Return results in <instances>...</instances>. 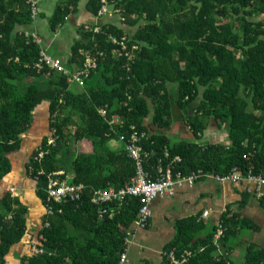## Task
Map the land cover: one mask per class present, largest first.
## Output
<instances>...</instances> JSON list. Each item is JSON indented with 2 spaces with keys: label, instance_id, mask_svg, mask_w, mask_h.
<instances>
[{
  "label": "trees",
  "instance_id": "16d2710c",
  "mask_svg": "<svg viewBox=\"0 0 264 264\" xmlns=\"http://www.w3.org/2000/svg\"><path fill=\"white\" fill-rule=\"evenodd\" d=\"M105 4L136 32L130 34L123 23L80 24L67 64L45 48L40 29L34 31L40 17L48 18L52 34L81 14L104 18L112 12L99 15ZM261 16L264 0H59L50 17L39 5L35 16L30 0H0V264L16 262L12 255L19 247L24 249L20 264H120L141 203L128 198L97 205L93 199L97 190H120L135 175L127 150L133 133L149 136L141 144L151 152L150 172L168 150L171 159L181 157L174 173L182 176L202 170L227 177L234 169L264 174V19L249 20ZM42 52L65 71L41 62ZM89 59L96 68L82 85L71 83ZM170 84L177 85L173 91ZM44 104L47 132L29 158L18 161ZM176 107L190 113L186 124L195 140L213 121L217 129H227L229 142L174 144L165 132L154 133L153 126L171 129ZM113 142L119 147L112 148ZM51 179L84 186L82 199L53 203L56 212L50 215ZM28 181L35 187L22 195L14 188L5 191L8 184ZM27 196L44 208L34 230ZM199 219L179 221L177 238L164 253L192 251L191 264H234L235 245L254 225L225 214L219 255L218 227ZM164 260L169 264L165 255ZM243 264H264V250L248 246Z\"/></svg>",
  "mask_w": 264,
  "mask_h": 264
},
{
  "label": "crops",
  "instance_id": "0c3cea01",
  "mask_svg": "<svg viewBox=\"0 0 264 264\" xmlns=\"http://www.w3.org/2000/svg\"><path fill=\"white\" fill-rule=\"evenodd\" d=\"M39 1L41 6L42 0ZM54 11H51L48 17L52 16ZM117 15H113L111 12V15L98 19L90 14L84 16L81 14V17L79 16L78 19L73 17L69 20L68 24L64 27L65 34L64 32L61 34H52L49 25H46V21L44 19L41 20L40 17L41 21L38 20L34 31L37 28L38 30L40 29L45 37V48L55 58L67 64L71 56L69 48L74 40L78 38L77 34L74 33L76 31L75 28L84 23L104 25L111 22L121 26L119 20L118 23L114 19ZM189 114L180 112V115L174 116V123L170 130L164 131L153 126V132H165L174 144L184 140L194 141L195 139L190 133V127L186 124ZM36 121H38L37 116ZM151 123L150 121L148 124L150 125ZM34 129L35 132L32 133L33 138L41 140V137L47 132V121L42 125L41 129L40 126ZM208 129L207 127L203 137H201L202 139L195 140V142L204 144L207 141L206 144L223 145L229 142L226 131L224 134L218 135L215 131L209 132ZM37 131L41 133L40 137H37ZM16 179L17 181L19 180L18 178ZM21 184V182L18 184H8L5 186V191L11 188L18 189L16 192L17 196V194L22 195L25 188L32 189L35 187V183L31 181L25 182L23 185ZM249 189L252 192H249ZM262 191L264 193V189ZM25 203L31 207L29 214L30 228L33 229V225H35L34 229H37L44 215V208L41 206L40 200L34 199L32 196H27ZM37 207H40L39 212ZM151 208L152 219L149 227L144 230L133 228V235L130 238L128 251V264H164V252L170 248L177 238L179 221L196 217L201 220L205 212H209V217L201 221L216 225L217 227L220 225L223 226L221 218L225 214H229V217L236 215L254 225L253 228L245 231L246 234L235 245L233 253L231 254L234 264L244 263L246 250L250 245H255L264 250V199H260L252 184L250 185L245 182H220L215 177L205 178L199 180L193 186L184 185L178 187L174 195L157 199L152 203ZM22 251L24 252L22 247L15 249L12 260L16 262H12L13 264H20Z\"/></svg>",
  "mask_w": 264,
  "mask_h": 264
},
{
  "label": "built area",
  "instance_id": "2783aa9c",
  "mask_svg": "<svg viewBox=\"0 0 264 264\" xmlns=\"http://www.w3.org/2000/svg\"><path fill=\"white\" fill-rule=\"evenodd\" d=\"M107 3V0H102ZM34 15L38 12V2L31 0ZM110 8L106 4L103 6L100 16L107 15L110 13ZM112 11V10H111ZM38 44L42 41L37 36ZM124 43H122V46ZM124 48H126L124 46ZM134 50L139 51L138 45L134 46ZM41 62L46 63L52 69H58L64 72V67L61 66L60 62L51 57L47 52H42ZM96 68V63L93 59H89L83 70L77 72L71 80L78 84H83L84 80L89 76L90 70ZM103 114L104 111H103ZM116 122V119L114 120ZM135 129V127H132ZM151 138V137H150ZM142 140H149L147 133L142 132L141 134L133 133L130 137L127 150L129 151L131 159L135 162V175L130 180L124 188L116 190L115 188H110L109 190H97L94 196V203L97 205L106 203H117L124 202L128 198L139 199L141 203V208L139 211V219L135 224L137 230L146 229L150 224V219L152 218V208L151 205L157 199L174 195L178 187L184 185H195L199 180L214 177L210 174H205L202 170L192 171L188 176H182V174H175L174 167L182 162L181 157H175L171 159L168 150L165 151V157L159 159L156 165L155 171L150 172L147 169L148 159L151 157V152L147 151L142 143ZM150 141V140H149ZM51 140L50 143H53ZM43 157V154L41 155ZM62 174V173H60ZM58 174V175H60ZM220 182H230L239 183L245 182L252 184L255 187V192L259 195L260 199H264V174H254L251 170L247 175L242 174L238 169H234L233 173L227 177H216ZM84 186H71L66 182H60L57 180L50 181L49 184V204L47 206V211L50 215H54L56 210L53 203L63 204L67 201H79L82 199L84 192ZM252 192L251 189L248 190ZM13 193H16V189H12ZM101 215L108 214L107 210H102ZM209 217V212H205L201 220H206ZM49 226V224H47ZM225 229L223 226H219L218 230L214 236V245L218 248L219 255H222V245L220 241L224 238ZM127 242L130 244V238L132 234H129ZM33 251L35 253H41L42 251L33 245ZM165 259L169 264H191V259L194 255L192 251H185L184 253L178 255L176 250H171L164 253ZM129 258L127 252L122 256L120 264H128Z\"/></svg>",
  "mask_w": 264,
  "mask_h": 264
},
{
  "label": "rangeland",
  "instance_id": "374dc122",
  "mask_svg": "<svg viewBox=\"0 0 264 264\" xmlns=\"http://www.w3.org/2000/svg\"><path fill=\"white\" fill-rule=\"evenodd\" d=\"M31 1V0H30ZM35 1H37V2H39V7L41 8V11H44L45 12V14H46V16L48 17L49 16V14H50V12L51 11H54V9L57 7V5H58V1L59 0H42V4H41V6H40V1L39 0H34V2ZM112 14L113 15H117V14H115V12H114V10L112 9ZM114 19H116V22H118V20H119V22H120V24H122L123 22H122V19H121V17L120 16H115V18ZM263 20L264 19V16H261V17H259V18H256L255 20L254 19H249L250 21H260V20ZM37 20H38V16H37ZM220 20V19H219ZM40 21V20H39ZM44 21H46V25L48 24V18H46V19H44ZM118 22V23H119ZM143 22H141V24H142ZM124 24V23H123ZM122 24V25H123ZM124 28H126L128 31H130V34L132 33H135L136 32V30H137V27L136 28H129L127 25H125L124 24ZM47 31V30H46ZM63 31H65L64 29H62L61 31H60V34L61 33H63ZM74 33L76 34V32L74 31ZM34 36H35V34H33ZM70 82L71 83H74L71 79H70ZM177 85L176 84H170L169 85V89H170V91H173L174 89H175V87H176ZM172 95L176 98V93H173L172 92ZM201 99H202V95L200 96V100L199 101H201ZM47 108H48V106L47 105H43V108H41V110H40V115L37 117L38 118V121L37 122H35V124H34V126L30 129V131H29V133L27 134V136H26V143H25V151L22 153V154H20V155H18V158H17V160L18 161H21V160H25V158H29V155H30V153H31V149L34 147V145H36V143L38 142V140H37V138H33V136H32V133H34L35 132V127H39L40 126V129L42 128V125L47 121ZM152 109H154V106L152 105ZM250 109L251 110H253V107H250ZM174 110H175V114H174V116L176 117V116H178V115H180V112L182 113V111H180L177 107L176 108H174ZM183 113H189L188 111H183ZM208 130H209V132H216V133H218V135H221V134H224L225 133V131L227 130L226 128H221V129H217V127H216V124L212 121L210 124H209V126H208ZM36 134H37V137H40V135H41V133H39L38 131L36 132ZM50 134V133H49ZM43 135V134H42ZM34 139H35V141H34ZM40 141V140H39ZM207 143V141H205L204 142V144H206ZM84 145H85V142H83V143H81V144H79L78 146H77V148H78V150H79V153H82V150H83V147H84ZM111 146H112V148H114V149H116V148H118L119 147V145L116 143V142H113V143H111ZM17 195H19V194H17ZM3 199V198H2ZM1 206H2V201L0 200V209H1ZM34 228H35V225H33V230H34ZM32 247H33V245H32ZM33 250V249H32Z\"/></svg>",
  "mask_w": 264,
  "mask_h": 264
},
{
  "label": "bare ground",
  "instance_id": "6f19581e",
  "mask_svg": "<svg viewBox=\"0 0 264 264\" xmlns=\"http://www.w3.org/2000/svg\"><path fill=\"white\" fill-rule=\"evenodd\" d=\"M42 241V240H41ZM43 242V241H42ZM41 247V246H40Z\"/></svg>",
  "mask_w": 264,
  "mask_h": 264
}]
</instances>
